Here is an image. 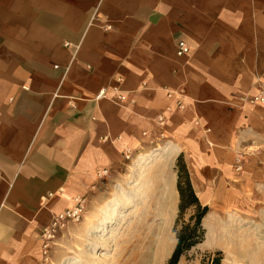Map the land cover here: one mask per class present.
I'll return each instance as SVG.
<instances>
[{"label": "crops", "instance_id": "0c3cea01", "mask_svg": "<svg viewBox=\"0 0 264 264\" xmlns=\"http://www.w3.org/2000/svg\"><path fill=\"white\" fill-rule=\"evenodd\" d=\"M259 90L264 0H0V264H166L179 156L208 211L177 264H225L264 153ZM77 197L80 221L43 254Z\"/></svg>", "mask_w": 264, "mask_h": 264}, {"label": "rangeland", "instance_id": "374dc122", "mask_svg": "<svg viewBox=\"0 0 264 264\" xmlns=\"http://www.w3.org/2000/svg\"><path fill=\"white\" fill-rule=\"evenodd\" d=\"M258 156V160L246 165L249 167L248 176L240 186L239 206L234 204L235 209L238 208L241 213L237 224L235 223L239 233L238 238L226 248L229 259L225 264H264V153H258ZM239 158L240 161L236 163L238 171L242 170L243 164L247 162L246 154ZM191 212V209L184 211L181 223L188 222ZM126 251L120 249L119 256H123ZM213 252L202 255V259L209 263ZM72 253L70 255L78 252L73 250Z\"/></svg>", "mask_w": 264, "mask_h": 264}, {"label": "trees", "instance_id": "16d2710c", "mask_svg": "<svg viewBox=\"0 0 264 264\" xmlns=\"http://www.w3.org/2000/svg\"><path fill=\"white\" fill-rule=\"evenodd\" d=\"M175 167L178 175L177 191L179 194L178 213L174 225L176 244L166 264H177L181 256L203 240L204 228L201 225V219L208 211V207L200 203L193 190L181 156L176 159ZM186 209H191L192 212L188 222L181 223L182 214ZM222 258V252L215 250L209 263L204 259L202 262L204 264H220Z\"/></svg>", "mask_w": 264, "mask_h": 264}, {"label": "built area", "instance_id": "2783aa9c", "mask_svg": "<svg viewBox=\"0 0 264 264\" xmlns=\"http://www.w3.org/2000/svg\"><path fill=\"white\" fill-rule=\"evenodd\" d=\"M189 47L183 42L179 41L176 45V55L184 56L188 53ZM104 96V92L100 91L98 93V98ZM250 102L257 104H264V90H259L251 95L249 98ZM84 212V199L77 197L74 200V204L57 214H55L48 225H46L41 231V241H42V251L46 254L51 244H53L56 239L57 233L64 228L68 223L79 222L82 214Z\"/></svg>", "mask_w": 264, "mask_h": 264}]
</instances>
